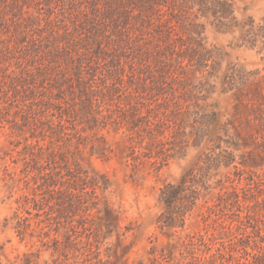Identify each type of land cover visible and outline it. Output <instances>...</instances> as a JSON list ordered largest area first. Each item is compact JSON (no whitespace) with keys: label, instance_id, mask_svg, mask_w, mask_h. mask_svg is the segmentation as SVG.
<instances>
[{"label":"rangeland","instance_id":"374dc122","mask_svg":"<svg viewBox=\"0 0 264 264\" xmlns=\"http://www.w3.org/2000/svg\"><path fill=\"white\" fill-rule=\"evenodd\" d=\"M0 264H264V0H0Z\"/></svg>","mask_w":264,"mask_h":264}]
</instances>
